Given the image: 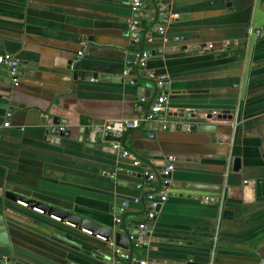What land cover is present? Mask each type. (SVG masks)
Listing matches in <instances>:
<instances>
[{
    "label": "crops",
    "instance_id": "crops-1",
    "mask_svg": "<svg viewBox=\"0 0 264 264\" xmlns=\"http://www.w3.org/2000/svg\"><path fill=\"white\" fill-rule=\"evenodd\" d=\"M143 1L147 65L167 77L170 112L216 113L208 121L217 125L216 143L205 133L141 126L121 146L138 167L112 142L90 147L87 128L135 119L138 98L154 93L147 80L132 86L122 78L125 61L137 60L142 48L128 39L129 1L0 0V56L20 63L18 87L0 65V216L9 264H114V218H122L121 234L133 233L147 210L122 212L121 203L139 195L134 185L143 170H160L169 157L176 160L171 196L131 255L149 264H264V37L249 36L264 26V0ZM159 4L177 16L163 35ZM77 72L84 77L74 78ZM7 112L11 127L2 128ZM54 118L66 121L64 136L48 134ZM7 191L79 217L97 232L109 229L113 239L104 243L93 230L89 236L22 208Z\"/></svg>",
    "mask_w": 264,
    "mask_h": 264
},
{
    "label": "built area",
    "instance_id": "built-area-1",
    "mask_svg": "<svg viewBox=\"0 0 264 264\" xmlns=\"http://www.w3.org/2000/svg\"><path fill=\"white\" fill-rule=\"evenodd\" d=\"M131 17L128 27V39L133 45L142 43L143 30L141 28V21L145 16L144 12V1L143 0H128ZM159 17L162 19L163 25L160 26L157 31L160 34H164L165 23L169 22L170 19L177 18L176 15L170 16L167 12L165 4H159L158 7ZM249 36L256 39L264 37V26L257 29H249ZM152 39L148 41L151 42ZM82 51L78 53V56H82ZM149 53L143 52L139 61L127 59L124 63L122 71V78L126 79L130 85L134 86L138 80L146 79L155 82V89L157 92L153 102L149 105V99L141 96L137 100L136 112L137 117L132 120H118V121H104L97 124H92L89 129V143L95 144L97 138L105 139L111 137L116 141L111 143V148L120 153L123 159L130 160L134 167L140 166V162L131 154L129 151L122 149L120 139L132 130L138 129L141 126H153L155 131H165L169 127L168 113L170 108L168 107V94L165 90L167 77L165 75H156L153 71L148 68ZM0 65H4L10 75L11 83L13 87L19 86V75H20V63L19 61L10 54H3L0 56ZM12 114L7 112L5 115V121L2 124V128H10V118ZM60 131L64 132L63 127ZM153 133H149L151 137ZM175 158L169 157L164 167L157 171L143 170L141 172L142 182L134 185V188L139 193L138 196L131 200H125L121 203V211H125L130 206L143 205L146 207L145 220L139 222L137 229L133 233H128L127 239L131 242L132 249H141L145 244V234L148 230L149 223L153 222L156 216V212L162 207L171 196L172 180L171 175L175 169ZM205 202H212V199H205ZM17 205L27 209L28 205L25 202L18 201ZM31 211L40 215L44 212L36 207L31 208ZM59 221L58 218L52 217ZM114 226L118 231L122 232L123 221L120 216L114 218ZM74 227V226H73ZM85 234L91 236V233L86 230H81ZM98 240L106 242V239L101 236H96ZM112 261L114 264H149L148 261L138 259L131 255L129 250H124L111 244Z\"/></svg>",
    "mask_w": 264,
    "mask_h": 264
},
{
    "label": "water",
    "instance_id": "water-1",
    "mask_svg": "<svg viewBox=\"0 0 264 264\" xmlns=\"http://www.w3.org/2000/svg\"><path fill=\"white\" fill-rule=\"evenodd\" d=\"M159 20L160 22H162V19L159 17V13H158V9H156V21ZM155 24H153L154 26ZM149 32V29H147L146 31H144L143 33V37H142V48L141 51L139 53V56L137 58V61H139L142 53L144 52V46L146 43V38H147V34ZM85 73L82 72H77L74 73V78L79 77H84ZM140 80H146V79H140ZM148 82H150L152 84V86L154 87V93L153 94H147V93H143L142 96L146 97L149 99V105L153 102L154 98L157 95L156 89H155V82L151 81V80H147ZM227 112V111H226ZM224 112V113H226ZM217 116L216 113L210 111V110H197V111H185L184 109H179L176 112L172 113H168V122H169V127L170 129L175 128L176 130H181V131H191L194 132L196 131L197 133H205V134H209L212 135L211 137V141L212 143H216L217 139L215 136L216 133V128L217 125L215 123H208L209 120H212L213 118H215ZM49 124L52 125V127L49 129V133L51 136H64L65 132L60 131V128L62 126L60 125H64L66 124L65 120H60L58 118H54L52 120L49 121ZM89 133H90V129L87 128L86 130V136H84V142L87 143L90 147H94L95 145H100L101 144V139L97 138V140L95 141V144H91L89 143ZM105 141L108 142H113L116 141L115 139L111 138V137H107L104 139ZM123 138L120 139V144L121 146H124V142H123ZM225 144L228 143V137H226V139L224 140ZM240 168V161L239 159H234L233 161V171H238ZM193 186V187H192ZM198 185H185V187L188 189H199L200 187H196ZM205 187L201 188L203 190ZM5 197L9 200H11L12 202L16 203L18 201L21 202H25L27 203V205L30 208H38L40 210H42L44 213H47L50 216H56L58 218L61 219L62 222H70L75 224L76 226L78 225L80 231L81 230H93V226L90 225V223L84 221V220H80L79 217L73 216L69 213L63 212V211H59L55 208H49L46 205H42L40 203H36L34 201H31L25 197H22L20 195L11 193L9 191H7L5 193ZM96 227V226H95ZM92 228V229H91ZM99 230L101 231H95L93 230L94 234L92 235L93 237L96 236H101L104 237L106 239V242H109L110 240L113 239V232L110 231L109 229L106 228H102V227H98ZM98 233V235H97ZM100 234V235H99ZM128 233L127 232H123L121 233H117L114 236V240H115V246L122 248L124 250H129L131 252L132 250V245L131 242L128 241L127 239ZM7 240H6V231H5V227H4V223L2 220V217L0 216V264H9L12 263V259L10 258V250L9 247L7 245ZM78 250H81L83 253L85 254H89L92 255V250L86 246H80V247H75ZM94 256L97 260H100L101 257L98 256V254L94 253ZM131 254V253H130Z\"/></svg>",
    "mask_w": 264,
    "mask_h": 264
}]
</instances>
